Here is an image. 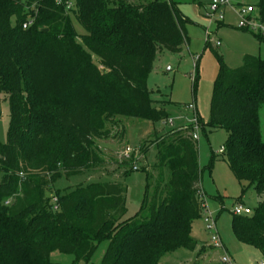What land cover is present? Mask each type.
I'll use <instances>...</instances> for the list:
<instances>
[{
  "label": "trees",
  "instance_id": "obj_1",
  "mask_svg": "<svg viewBox=\"0 0 264 264\" xmlns=\"http://www.w3.org/2000/svg\"><path fill=\"white\" fill-rule=\"evenodd\" d=\"M58 1L0 0V95L10 111L0 143V264H52L55 252L89 264L104 242L99 264H161L180 249L195 252L193 226L205 200L192 125L155 133L152 167H168L171 177L164 185L145 168L135 216L127 218L126 188L115 183L80 185L56 193L55 202L51 196L63 176L105 163L100 142L125 136V119L169 120L148 78L160 53L182 52L186 18L172 0H71L72 8ZM258 10L264 24V0ZM217 58L208 126L228 133L222 156L239 183H248L243 195L249 187L264 195V60L245 55L232 69ZM232 225L264 264V200L251 215L233 214Z\"/></svg>",
  "mask_w": 264,
  "mask_h": 264
},
{
  "label": "rangeland",
  "instance_id": "obj_2",
  "mask_svg": "<svg viewBox=\"0 0 264 264\" xmlns=\"http://www.w3.org/2000/svg\"><path fill=\"white\" fill-rule=\"evenodd\" d=\"M172 1L186 18L188 41L180 54L168 51L160 53L148 78L151 98L157 102L158 107V102H164L163 106L170 114L169 120L155 123L135 118L125 119V136L100 142L105 163L80 175L63 176L52 188L51 196L55 202L56 193L63 195L80 185L115 183L126 188L127 218L135 216L146 194L145 168L155 178H160L164 185L169 183L171 177L168 167L160 170L152 167L157 158V150L151 146L155 133L187 127L197 117L201 126L197 141L198 161L202 170L206 208L202 219L193 226V236L200 245L195 252L180 249L170 253L162 259L161 264H224L222 259L226 255L232 258L234 264H263L258 250L239 241L232 222L236 206L242 205L254 210L264 200V195H259L254 187H249L243 195L242 188L247 187L248 183H239L221 152L224 151L228 133L208 126L214 84L220 69L217 55L232 69L242 66L245 55L258 56L264 60V41L259 42L256 38L258 33L251 29H239L241 20L237 14L243 7H252V16L257 18L260 0H228L229 6L221 11L223 20L219 19V14L213 20L206 16L212 0ZM71 16L77 34H84L78 20L73 14ZM208 41L211 43L209 47ZM218 42L220 46H217ZM191 106L195 110L190 109ZM9 112L7 98L0 95V143L7 141ZM261 116L264 133V109ZM128 148L133 150L129 157L125 155ZM126 163L131 164L133 171L125 176ZM135 166L138 167L136 171ZM209 214L216 221L223 248L211 242L213 233L206 229L203 220ZM107 246L108 242L102 243L89 264H99ZM74 259L72 255L52 254V264H76Z\"/></svg>",
  "mask_w": 264,
  "mask_h": 264
},
{
  "label": "built area",
  "instance_id": "obj_3",
  "mask_svg": "<svg viewBox=\"0 0 264 264\" xmlns=\"http://www.w3.org/2000/svg\"><path fill=\"white\" fill-rule=\"evenodd\" d=\"M61 3V1H58ZM69 8H72L74 6L73 2L71 0H68L67 3ZM229 6V1L228 0H212L210 5H209V10L206 14L208 18L211 20L215 19L216 16L219 14V19L223 20V14L221 13L222 9L226 8ZM237 14L240 17V23L238 25L239 29H246V30H253L257 32L259 35L264 37V24L260 21L259 16L254 18L252 16L253 14V8L252 7H243L240 10L237 11ZM33 20L28 21L27 23L24 24V29H27L28 27L33 25ZM221 44L218 42L217 46H220ZM190 109L195 110V107L191 106ZM192 127L193 131L191 133V136L195 141H198L199 139V132L201 130V126L199 125L198 118L196 117L193 120ZM190 124V125H191ZM133 152L132 148H128L125 151V155L129 157L131 153ZM223 152V150H221ZM134 170H137V167L135 166ZM206 209V208H205ZM253 213V210L244 207L242 205H238L234 208L233 214L234 215H251ZM204 223L206 225V229L209 230L211 233V242L218 248H223L222 241L219 238L218 231H217V226H216V221L213 219L212 215L209 214L206 218H203ZM225 248V247H224ZM222 262L224 264H234L232 258L229 255H226L223 257Z\"/></svg>",
  "mask_w": 264,
  "mask_h": 264
}]
</instances>
